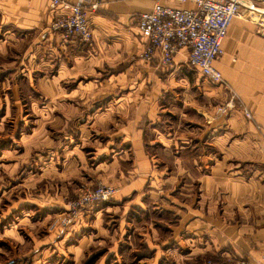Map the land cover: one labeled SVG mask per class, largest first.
I'll list each match as a JSON object with an SVG mask.
<instances>
[{
    "label": "crops",
    "instance_id": "crops-1",
    "mask_svg": "<svg viewBox=\"0 0 264 264\" xmlns=\"http://www.w3.org/2000/svg\"><path fill=\"white\" fill-rule=\"evenodd\" d=\"M50 2L0 0V167L14 184L8 193L24 187L33 153L41 180L57 178L61 195L77 185L119 189L111 202L83 213L67 229L77 235L96 209L103 210L98 219L112 212L113 229L109 224L99 231L100 242L111 243L104 260L111 255L113 264L260 260L264 34L256 21H233L225 54L215 63L251 112L247 120L242 110L215 114L225 90L187 64L186 50L168 68L140 60L146 39L139 18L157 0H100L95 10L87 5L92 44L50 33L63 13L61 7L51 10ZM26 75H34L28 87L38 98L29 101L30 134ZM49 200L58 203L43 207L52 211L65 199ZM25 203L18 198L10 210Z\"/></svg>",
    "mask_w": 264,
    "mask_h": 264
},
{
    "label": "built area",
    "instance_id": "built-area-1",
    "mask_svg": "<svg viewBox=\"0 0 264 264\" xmlns=\"http://www.w3.org/2000/svg\"><path fill=\"white\" fill-rule=\"evenodd\" d=\"M179 4L191 3L192 9L175 8L157 0L150 12L141 14L138 30L146 45L140 54L145 64H158L168 68L183 50L187 52V64L209 82L225 90V98L216 107L218 116H231L242 110L247 120L251 112L240 103L237 93L228 85L215 63L224 56L223 42L234 20L257 19L256 24L264 34V0H167ZM100 0H83L71 4L64 0H51L50 9L62 8L63 13L51 23L50 33L59 34L64 40H78L92 44L93 33L89 22V5L97 9ZM80 194L66 204L59 217L62 230L71 227L79 217L88 214L96 206L111 202L119 189L111 184L97 183L93 187L82 186ZM200 264H264V254L258 261L205 260Z\"/></svg>",
    "mask_w": 264,
    "mask_h": 264
},
{
    "label": "rangeland",
    "instance_id": "rangeland-1",
    "mask_svg": "<svg viewBox=\"0 0 264 264\" xmlns=\"http://www.w3.org/2000/svg\"><path fill=\"white\" fill-rule=\"evenodd\" d=\"M25 79V107L30 117L26 119V132L30 134L34 116L29 101L37 97L33 95L34 90L28 87V81L33 82L34 75H26ZM34 157L33 153L29 156L25 185L20 187L19 193L17 188L14 194L8 193L13 190L14 184L8 182L0 167V264H113L114 255L104 260L107 246L111 243L103 245L99 240L100 228L103 230L110 224V230L113 229V213L102 212L98 219V211H103L98 208L87 227L79 230L77 235L62 230L59 217L66 210V204L80 194L83 185H77L75 191L69 190V194L61 195L63 186L57 178L41 180L39 168L33 162ZM63 196L65 200L61 207L57 206L52 211L43 208L46 204L58 205L49 199ZM18 198L25 200V206L10 210L11 205L17 206ZM109 206L112 208L111 205L106 208ZM101 236L104 238L103 233Z\"/></svg>",
    "mask_w": 264,
    "mask_h": 264
},
{
    "label": "trees",
    "instance_id": "trees-1",
    "mask_svg": "<svg viewBox=\"0 0 264 264\" xmlns=\"http://www.w3.org/2000/svg\"><path fill=\"white\" fill-rule=\"evenodd\" d=\"M65 209H66V208H65ZM82 215H83V214H82ZM82 215H81V216H82ZM81 216H80V217H81ZM80 217H79V219H78L77 221H79V220H80Z\"/></svg>",
    "mask_w": 264,
    "mask_h": 264
}]
</instances>
